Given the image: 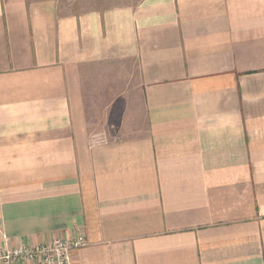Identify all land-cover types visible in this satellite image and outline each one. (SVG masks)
<instances>
[{
    "label": "crops",
    "instance_id": "crops-1",
    "mask_svg": "<svg viewBox=\"0 0 264 264\" xmlns=\"http://www.w3.org/2000/svg\"><path fill=\"white\" fill-rule=\"evenodd\" d=\"M76 228L75 264H264V0H0V230Z\"/></svg>",
    "mask_w": 264,
    "mask_h": 264
},
{
    "label": "built area",
    "instance_id": "built-area-1",
    "mask_svg": "<svg viewBox=\"0 0 264 264\" xmlns=\"http://www.w3.org/2000/svg\"><path fill=\"white\" fill-rule=\"evenodd\" d=\"M0 264H75L77 251L88 241L79 228L73 235L54 238L35 246L12 245L0 230Z\"/></svg>",
    "mask_w": 264,
    "mask_h": 264
},
{
    "label": "rangeland",
    "instance_id": "rangeland-1",
    "mask_svg": "<svg viewBox=\"0 0 264 264\" xmlns=\"http://www.w3.org/2000/svg\"><path fill=\"white\" fill-rule=\"evenodd\" d=\"M11 1V0H6ZM25 2L39 1V0H24ZM56 3L58 13L61 15L70 14V13H80L92 10H103L116 7H133L139 0H52ZM115 86V83H114ZM116 99V98H115ZM114 98L100 99V102L111 103ZM119 101L118 99L115 101ZM102 108L103 106L100 105ZM99 118L95 120V116H92L90 113L88 130L91 139L106 138L110 135V125L113 127L115 132L116 125L120 123L118 115H111L106 111L100 112ZM118 133V132H117ZM118 135V134H117ZM116 135V136H117ZM115 137V136H113Z\"/></svg>",
    "mask_w": 264,
    "mask_h": 264
}]
</instances>
